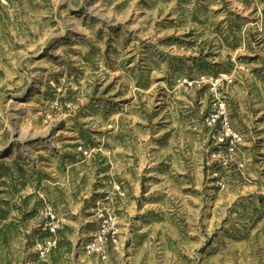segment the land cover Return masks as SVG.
<instances>
[{
  "label": "rangeland",
  "instance_id": "obj_1",
  "mask_svg": "<svg viewBox=\"0 0 264 264\" xmlns=\"http://www.w3.org/2000/svg\"><path fill=\"white\" fill-rule=\"evenodd\" d=\"M0 264H264V0H0Z\"/></svg>",
  "mask_w": 264,
  "mask_h": 264
}]
</instances>
